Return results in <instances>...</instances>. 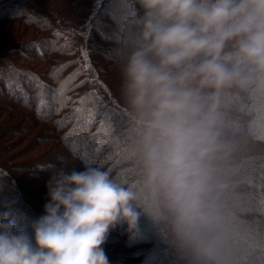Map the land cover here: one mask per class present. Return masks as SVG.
I'll use <instances>...</instances> for the list:
<instances>
[{
    "label": "clouds",
    "instance_id": "1",
    "mask_svg": "<svg viewBox=\"0 0 264 264\" xmlns=\"http://www.w3.org/2000/svg\"><path fill=\"white\" fill-rule=\"evenodd\" d=\"M116 25L113 62L139 187L87 162L82 171L50 166L49 200L31 237L0 213V264H109V231L126 225L135 238L141 208L168 226L189 264H228L219 97L264 82V0H131Z\"/></svg>",
    "mask_w": 264,
    "mask_h": 264
},
{
    "label": "trees",
    "instance_id": "2",
    "mask_svg": "<svg viewBox=\"0 0 264 264\" xmlns=\"http://www.w3.org/2000/svg\"><path fill=\"white\" fill-rule=\"evenodd\" d=\"M109 2L0 0V213L29 237L49 200L50 166L82 171L87 162L139 187L140 165L113 62L117 25L107 14ZM130 8L126 0L119 19ZM231 50L228 45L225 52ZM219 110L229 154L228 264H264V82L223 90ZM105 113L115 115L109 120ZM102 247L109 264H189L168 226L142 208L135 238L118 225Z\"/></svg>",
    "mask_w": 264,
    "mask_h": 264
},
{
    "label": "snow or ice",
    "instance_id": "3",
    "mask_svg": "<svg viewBox=\"0 0 264 264\" xmlns=\"http://www.w3.org/2000/svg\"><path fill=\"white\" fill-rule=\"evenodd\" d=\"M126 3V0H110L108 4V9H107V14L109 15L110 19L113 20L114 23H116L119 20V12L120 9L124 6ZM86 31H84V38L87 40L90 36V31L85 28ZM101 35L104 39H109L107 35H105L103 32H101ZM85 55L87 53L85 52ZM96 99H102L101 97H96ZM102 107L107 108V105H102ZM115 115L114 113H105V118L106 119H111V117Z\"/></svg>",
    "mask_w": 264,
    "mask_h": 264
}]
</instances>
